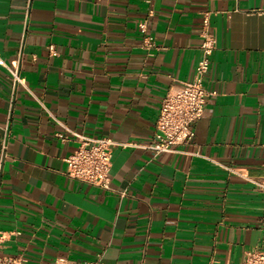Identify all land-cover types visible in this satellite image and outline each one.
<instances>
[{
  "label": "crops",
  "instance_id": "1",
  "mask_svg": "<svg viewBox=\"0 0 264 264\" xmlns=\"http://www.w3.org/2000/svg\"><path fill=\"white\" fill-rule=\"evenodd\" d=\"M205 19L211 96L193 140L158 156L115 148L108 191L67 177V131L152 141L163 99L193 77ZM0 58L30 91L0 67V257L239 264L264 249V0H0Z\"/></svg>",
  "mask_w": 264,
  "mask_h": 264
},
{
  "label": "built area",
  "instance_id": "2",
  "mask_svg": "<svg viewBox=\"0 0 264 264\" xmlns=\"http://www.w3.org/2000/svg\"><path fill=\"white\" fill-rule=\"evenodd\" d=\"M207 28L208 23L205 19L201 32V56L195 67L193 77L190 82L184 83L179 88L169 92L163 99L152 141L146 145L120 144L110 139L85 137L67 131L78 144L76 150L63 160L65 164L64 174L67 177L108 191L110 190V165L115 148L131 147L148 150L158 156L179 153L177 148L186 146L193 140L195 134L192 125L202 118L206 102L211 96L204 83L211 67L210 58L215 49V39ZM139 31L143 38V49L148 52L156 50L155 41L148 34L147 22L143 21L139 24ZM0 67L6 71L14 89L20 86L30 93L20 77L15 63L9 65L0 58ZM55 122L61 126L58 121ZM57 138L61 142L68 140L62 134H58ZM5 149L4 143L0 150V174L1 160L5 155ZM0 264H25V262L20 259L0 257ZM51 264L72 263L66 259H56ZM239 264H264V249L246 252L244 260Z\"/></svg>",
  "mask_w": 264,
  "mask_h": 264
}]
</instances>
